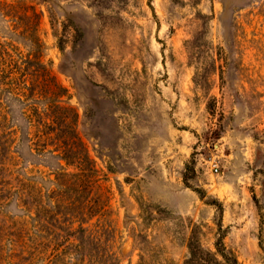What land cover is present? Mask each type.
I'll return each instance as SVG.
<instances>
[{
	"label": "rangeland",
	"instance_id": "rangeland-1",
	"mask_svg": "<svg viewBox=\"0 0 264 264\" xmlns=\"http://www.w3.org/2000/svg\"><path fill=\"white\" fill-rule=\"evenodd\" d=\"M0 41L67 89L96 169L21 137L44 100L9 86L0 264H264V0H0Z\"/></svg>",
	"mask_w": 264,
	"mask_h": 264
},
{
	"label": "trees",
	"instance_id": "trees-1",
	"mask_svg": "<svg viewBox=\"0 0 264 264\" xmlns=\"http://www.w3.org/2000/svg\"><path fill=\"white\" fill-rule=\"evenodd\" d=\"M37 43L38 42H36L35 45H37ZM6 47L7 42L0 41V60L4 58L3 55ZM8 62H11V64H13L10 58H8ZM26 62L27 65L24 67L14 66L16 70L14 72L10 71V73L6 71V66L8 65H2V63H0V106L2 105V98L5 99V101L8 99V96L10 95V90H8V88L11 85H16V87L18 88V92L21 95L25 96V98L29 97L30 95L31 97L34 95V98L35 94H38L35 99L38 101L44 100V102L40 109V105H37L38 102H35L36 105H32L36 123H27L23 126H20L21 137L25 135V125L27 129H29L30 127L35 128V136L37 142L41 143L39 144V146H41L42 149L45 148L46 145L53 144L56 147L55 149H53V151L56 150L59 152L57 156H59L60 159H63L67 165L78 167V172H74L71 174L61 172L60 174L62 176L69 175L74 176L75 178L80 177L78 180L82 179L81 177L84 176L93 178L94 174L92 173V170L96 172V169L93 168L92 165H90V159L88 157L87 150L84 147L81 139L74 131L76 126L77 113L74 112V109L72 107L60 104V101L58 99L61 95H64L66 93L67 89L62 86H58L61 90L58 93L54 89V87L51 86L50 81H48L44 77H37L33 73V64L38 63L39 65H42L41 68L43 69V71H45L46 69L43 66L44 64H40V62H36L34 59H27ZM8 67L11 70L13 66L10 65ZM53 85H55L54 82ZM25 90H27V92H25ZM18 99L20 100V98ZM20 101L22 102L23 100ZM22 115L23 117L25 116L24 113ZM26 117L27 116H25V119ZM0 120H3L4 123H8V112H2L0 110ZM0 131L1 134L5 132L7 134V142L5 145L2 144V147H8V142H11V139L9 137L10 134H12V131H6L5 126L1 125ZM88 172L92 174H88ZM89 209L93 210L94 208L92 205H90ZM92 210H90L89 216H93L97 213L96 210ZM76 239L78 240L76 247L78 248V250H80L79 248H81V240L83 239V237L79 236ZM216 246V254L213 257V264H243L238 260L234 252L226 250L222 241H219ZM79 259L80 256H76V260Z\"/></svg>",
	"mask_w": 264,
	"mask_h": 264
},
{
	"label": "built area",
	"instance_id": "built-area-1",
	"mask_svg": "<svg viewBox=\"0 0 264 264\" xmlns=\"http://www.w3.org/2000/svg\"><path fill=\"white\" fill-rule=\"evenodd\" d=\"M211 167L214 168L215 171H217L218 165L216 162L211 164Z\"/></svg>",
	"mask_w": 264,
	"mask_h": 264
}]
</instances>
